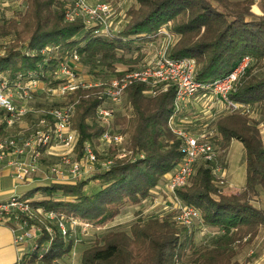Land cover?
<instances>
[{
  "label": "trees",
  "instance_id": "obj_1",
  "mask_svg": "<svg viewBox=\"0 0 264 264\" xmlns=\"http://www.w3.org/2000/svg\"><path fill=\"white\" fill-rule=\"evenodd\" d=\"M22 10L0 22V38L9 40L0 55V74L14 78L36 74L47 87L57 86L58 64L73 55L94 78L108 80L143 63L146 42L163 26L176 36L174 58L195 60V80L208 83L229 74L249 56L248 66L229 94V99L250 107L264 104V75L253 73L264 61L263 15L251 11L254 0H136L127 11V22L112 34L94 33L81 20L66 21L64 0H23ZM125 54H130L125 57ZM123 68L118 69V66ZM101 87L78 88L62 104L73 105L72 128L79 135L76 152L85 142L96 153L94 168L74 181H43L27 187L21 199L34 208L54 211L64 219H76L92 227L114 220L127 204L138 205L181 158L180 140L168 127L174 113V88L150 92V86L133 83L126 88V112L114 116L110 132L125 135L130 150L118 157L116 150L100 153L97 146L107 126L98 119L103 103ZM51 124V119H49ZM215 144L225 150L233 139L245 150L244 198L221 192L212 168L196 166L189 182L176 188L178 199L200 212V226L222 233L213 245L196 247L193 230L164 219L148 218L131 223L128 230H109L85 247L79 264H239L237 248L264 229V208L257 206L264 191V142L258 121L232 112L216 119ZM216 146V147H217ZM112 160L108 167L102 163ZM37 249L23 254L24 264H61L74 247L61 236L57 225L43 226L36 237ZM188 251V253H187Z\"/></svg>",
  "mask_w": 264,
  "mask_h": 264
},
{
  "label": "built area",
  "instance_id": "obj_2",
  "mask_svg": "<svg viewBox=\"0 0 264 264\" xmlns=\"http://www.w3.org/2000/svg\"><path fill=\"white\" fill-rule=\"evenodd\" d=\"M12 4L14 11L22 10L25 6L23 0H0V12ZM2 14L0 19L3 18ZM64 19L81 20L94 33L106 35L121 30L128 20L127 13L124 10L117 12L113 9L110 0H71L64 11ZM158 33L163 39L145 62L132 69H122V75L105 81L92 77L87 71L79 72L77 55L58 64L55 77L61 79V82L57 86L47 87L33 73L28 77L18 75L14 78L0 74V165L12 169L16 181L31 182L32 177L39 173L40 157L52 153L55 147H59L61 168L51 166L43 180L53 177L74 179L94 168L97 156L89 142L84 143L79 161L72 158L79 138L77 131L72 128L73 105L62 104L39 109L32 101L40 89L46 91L51 98L63 101L78 88L101 87L100 96L103 103L97 109V117L107 126V130L100 137V141L107 142L115 149L118 157H125L130 153L123 145L125 135L110 130L117 107L123 105L126 88L136 82L150 86V92L156 88L165 90L172 86L175 92L174 113L169 117L168 127L180 140L181 158L157 189L161 191L160 195L166 196L172 204L170 211L172 223L190 230L197 228V223L201 221L200 212L182 203L175 190L189 182L200 163L212 168L219 186L225 183L224 177L218 175L222 163L214 142L217 135L214 125L216 117L212 115L209 121L203 123L197 131H193L180 124L176 116L181 105L196 98L205 99L210 105L216 101L221 102L230 112L250 113L249 105L230 100L229 94L240 81L251 58L243 57L226 76L201 83L195 80L196 64L193 58L172 57L171 47L176 36L167 26L160 28ZM6 44L7 42L0 43V55ZM23 124L27 126L22 127ZM111 162L112 160H106L102 165L108 167ZM38 214L46 221L45 224H41V228L34 223ZM0 225L9 226L14 234L13 242L19 253L15 264H24L23 254L27 249L29 251L37 249L35 239L40 234L42 226L48 232H52V227L57 225L61 236L72 239L74 245L79 241L78 228H82L83 231L91 227L90 224L76 219L66 220L54 211L34 208L17 194L0 201Z\"/></svg>",
  "mask_w": 264,
  "mask_h": 264
},
{
  "label": "crops",
  "instance_id": "obj_3",
  "mask_svg": "<svg viewBox=\"0 0 264 264\" xmlns=\"http://www.w3.org/2000/svg\"><path fill=\"white\" fill-rule=\"evenodd\" d=\"M64 1L66 3L69 2L70 0H64ZM90 1H97V0H90ZM122 3H124L123 10L126 13L130 7L137 6L136 0H122ZM251 11L256 15H263V9L261 7L260 0H254L253 5L251 6ZM162 39L163 36L160 35L159 38L157 39L158 44ZM154 43H156L155 40L151 41L150 46H153ZM155 48H153L149 54L145 53L144 51L143 62H145L149 58V56L151 55V53ZM252 63L253 61L251 60L249 66H251ZM261 66L262 67L264 66V61L261 63L259 67ZM121 68L123 67L122 66L118 67V69ZM257 69L258 67L254 68L253 73L257 74ZM229 113L232 112L225 109L224 104L221 102L216 101L212 105H210L207 103L205 99L196 98L190 100L188 103L181 105L180 110L177 113L176 119L183 126L190 128L193 131H197L203 123L210 120V117L212 115L216 117L214 120V125H215V121L217 118ZM262 113L264 114V104H258L256 106L251 107V112L248 113L247 115L251 119L258 121L259 132L264 142V121L260 120L258 117L260 116L259 114ZM232 145H233V149L230 151ZM242 147H243L242 143L236 139H233L230 145L225 150H222L219 148V146H217V151L221 163L223 164L226 163L225 166L229 176V182L227 181V185L231 186V188L233 189H237V188L239 189L240 187L245 186L246 166H245V159H244ZM244 167H245V175L243 171ZM168 175L169 173L163 177L162 182L165 180V178ZM28 185L29 183H26L25 181L23 182L16 181L13 176L12 169L0 165V201L8 199V197L12 194H21L28 187ZM220 190L221 192H223L221 187ZM225 194H232V193H225ZM120 216L121 214L118 215V217ZM105 225H107V223ZM105 225L98 227L91 226L88 229L99 230L101 228H104ZM202 228L204 229L206 228L205 230H208V232L213 231V229L218 230L217 228L208 227L205 225L202 226ZM221 233L222 231L218 230V236H216V239L219 237ZM195 236L196 233L193 234V238ZM13 237L14 234L9 226L0 225V264H15L17 261L19 253L16 246L14 245ZM235 260L239 264H264V229L263 228L259 230V232L257 233V235L254 237L253 240L244 243L241 247L237 248Z\"/></svg>",
  "mask_w": 264,
  "mask_h": 264
},
{
  "label": "rangeland",
  "instance_id": "obj_4",
  "mask_svg": "<svg viewBox=\"0 0 264 264\" xmlns=\"http://www.w3.org/2000/svg\"><path fill=\"white\" fill-rule=\"evenodd\" d=\"M69 2H66V5H68ZM110 2H111L112 8L115 9L117 12L123 11L124 3H122V0H115V1L111 0ZM13 5L14 4H12L11 6L4 7L3 12H0V14L3 13L2 14L3 18L0 19V22H2L1 20L4 19V17L8 18L14 14L15 8H13ZM169 27L170 26H167L168 29ZM152 37L155 38L154 40L156 41V43H154L153 45L154 47H153V46H150V42H146L145 48H143V51H145V53L149 54L153 48L158 46L157 39L159 38V33L157 32L153 34ZM8 40L9 39L7 37H4L3 39L0 38V43L8 42ZM129 56L130 54L129 55L125 54V57H129ZM77 70H79V72L81 73H84L87 71V69L85 67H82L81 65H78ZM257 75H264V66L258 67ZM60 102L61 100L59 98H51L46 91H43L42 89H40L39 94H37L36 98L32 101V104L37 106L39 109H43L47 107L58 106ZM117 108L118 109L116 110V115L123 114L126 112V105L125 106L121 105ZM259 115H260L258 116L259 119L264 121V114L262 113ZM23 126L26 127L27 125L23 124L22 127ZM97 148L100 153H105V154H109V152L112 150L111 146H109V144L104 141L103 142L100 141V144L97 146ZM232 149H233V145L231 146L230 151ZM242 149H243V155L245 159V150L243 147ZM59 151H60L59 147H55L54 150H52V153L40 157L39 164H38L39 173L32 177L31 182L25 181L26 183H29L28 187L36 183H40L43 181H49V180L58 181V182H69V181H74L75 179H77V178L70 179L67 177H53L52 179H49V180H43V178L45 177V173L47 172V170L50 169L51 166H57L61 168L60 159L58 156ZM72 158L76 161H79L81 158V156L78 155V153L76 152V147H75V150L73 151ZM225 164L226 163L224 164L222 163L221 172L218 173V175L221 177H224V180H225V183L220 186L222 191L224 193H237L239 194L241 198H244V196H242L244 187H240L239 189L238 188L233 189L231 188V186L227 185V181L229 182V176H228V172H227ZM243 171L245 175V167ZM157 186H159V184ZM159 192L161 191H159L157 187H155L154 189L151 190L150 196L147 199L142 200L138 205L132 206V205L127 204L124 208H122L121 213H120L121 216L115 217L114 220L111 222H108L104 228H101L99 230H92V229L89 230L88 229V230H83V231H82V228H78L77 235L79 237L78 238L79 241L76 242V244L74 245L70 255L68 257L63 258L60 261V263L61 264H79L80 255H81L82 250L85 247H87L90 244V242L94 240L95 237L100 236L109 230H128L131 223L135 221H144L152 217H158L159 219H164L167 213L171 211L172 204H170L167 197L164 196L165 194L163 195L164 197H162V195H160ZM256 204L257 206L264 208V191L260 192V197H259L258 202H256ZM45 222L46 221H44L43 216L41 214H38L36 220H34V223L40 226V228H41V224L43 225L45 224ZM196 226L197 228L193 230V234L196 233V236L193 238V241H195L194 246L208 247V246L213 245L215 242L216 236H218V230L213 229V231L208 232V230H205L206 228L205 229L202 228L199 223H197ZM79 227H82V226H79ZM207 237H210V238H207ZM189 262L190 260L187 259V260H183L181 264H189Z\"/></svg>",
  "mask_w": 264,
  "mask_h": 264
}]
</instances>
